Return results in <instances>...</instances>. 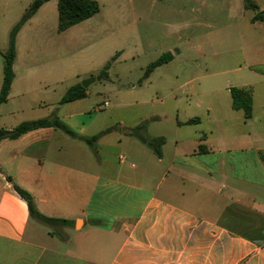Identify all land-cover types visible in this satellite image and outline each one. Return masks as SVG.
I'll return each mask as SVG.
<instances>
[{
  "label": "crops",
  "instance_id": "crops-1",
  "mask_svg": "<svg viewBox=\"0 0 264 264\" xmlns=\"http://www.w3.org/2000/svg\"><path fill=\"white\" fill-rule=\"evenodd\" d=\"M34 1L0 0V23L1 14H15L2 52L8 51L13 28ZM53 1L41 6L16 35L15 80L0 109L15 93L20 111L41 108L44 102L35 97L51 92H29L28 81L39 78L48 88L73 71L61 59L64 52L52 54L50 71L42 65L35 71L31 65L54 49L44 40ZM19 68L28 83L24 88ZM203 96L195 112L181 117L177 111L175 137L171 142L164 137L161 157L128 135L144 121L111 127L94 147L80 139L105 131H90L92 116L84 121L91 114L84 104L87 97L67 107L53 106L36 118L56 113L79 138L50 127L0 139V264H264V92H252L250 119L233 109L230 92ZM194 118L200 121L187 123ZM15 127L5 119L0 130ZM112 133H119L120 145L126 139L122 153L136 163L127 162L126 155L112 160L97 150L102 137ZM201 145L206 152H200ZM14 184L33 196L42 215L72 224L44 225L33 219Z\"/></svg>",
  "mask_w": 264,
  "mask_h": 264
},
{
  "label": "rangeland",
  "instance_id": "rangeland-1",
  "mask_svg": "<svg viewBox=\"0 0 264 264\" xmlns=\"http://www.w3.org/2000/svg\"><path fill=\"white\" fill-rule=\"evenodd\" d=\"M95 1L101 11L64 33L58 32V0L49 5L44 40L54 49L38 57L40 64L34 60L32 68L36 71L42 65L50 71L55 60L52 54L64 52L61 59L73 71L68 70L66 79L48 88L39 78L28 81L27 91L51 93H38L35 99L44 103L33 112L19 110L21 99L15 93L0 109V127L5 119L18 126L44 117L58 104L67 107L62 103L67 91L92 79L84 101L91 111L84 120L92 116L91 132L97 134L115 126L130 128L148 121L147 137L163 136L171 142L176 134L177 111L181 117L182 113L195 112L194 105L197 99H205L204 92H230L231 86L264 92V23H251L255 12L245 10L244 0ZM256 1L264 7V0ZM14 19V13L1 14L0 46L4 40V49ZM19 20L20 16L15 22ZM167 54L172 56L171 62L144 80L148 65ZM116 55L108 78L100 80V72ZM0 62L1 82V55ZM18 70L24 88L28 83L23 70ZM119 133L102 137L97 150L103 157L118 161L126 155L122 153L126 139L122 137L124 143L120 145ZM129 151L134 155L133 148ZM128 155L126 161H134Z\"/></svg>",
  "mask_w": 264,
  "mask_h": 264
},
{
  "label": "trees",
  "instance_id": "trees-1",
  "mask_svg": "<svg viewBox=\"0 0 264 264\" xmlns=\"http://www.w3.org/2000/svg\"><path fill=\"white\" fill-rule=\"evenodd\" d=\"M50 0H35L29 9L25 12L19 23L13 28L11 32L10 38V46L7 52H2L0 50V54L3 56L5 60L4 65V79L3 84L0 90V106L8 101L9 94L11 91V87L15 80L14 73V62L17 55L16 50V35L21 29V27L38 11V9L43 6L45 3ZM245 10L254 11L255 14L251 19V23H264V10H260L259 5L254 0H245L244 1ZM58 10V32L62 33L67 31L68 29L94 17L101 11L100 4L95 0H58L57 3ZM172 60L171 55H163L158 60L152 62L146 68L143 79H148L150 75L159 67L164 64L169 63ZM111 67V62H108L102 71L99 74V79H107L108 71ZM232 97V105L234 110H241L244 112V116L246 119H250L253 114V96H252V88H239L231 86L229 89ZM88 95V90L84 88L82 85H75L71 87L65 96L62 99V103H70L73 101L85 99ZM199 118H194L189 120L187 123H197L199 122ZM148 125V121H144L139 126L130 129L128 131V135L138 138L142 143L147 145L149 148L153 150V152L158 156H162L161 147L165 144L166 139L164 137L158 138H148L145 134L146 128ZM57 128L64 131L67 135L73 138H79L77 134H75L67 125L60 121L59 117L56 113H54L50 117L41 118L37 120L26 121L18 126H16L12 130H0V139L9 138V139H17L22 135L42 129V128ZM111 129L105 130L100 134L93 136L91 138L82 137L84 142H86L90 147H94L97 139L103 135L111 133ZM200 152H206L207 149L205 146L201 145L199 147ZM11 181V178H9ZM13 189L15 192L27 203L30 215L33 219L42 223L44 225H52V224H61V225H71L72 222L69 220L63 219H53L48 218L42 215L36 208L33 196L22 189L18 185H13Z\"/></svg>",
  "mask_w": 264,
  "mask_h": 264
},
{
  "label": "water",
  "instance_id": "water-1",
  "mask_svg": "<svg viewBox=\"0 0 264 264\" xmlns=\"http://www.w3.org/2000/svg\"><path fill=\"white\" fill-rule=\"evenodd\" d=\"M92 82H93L92 79L85 80V81L83 82L82 86H83L84 88H87Z\"/></svg>",
  "mask_w": 264,
  "mask_h": 264
},
{
  "label": "built area",
  "instance_id": "built-area-1",
  "mask_svg": "<svg viewBox=\"0 0 264 264\" xmlns=\"http://www.w3.org/2000/svg\"><path fill=\"white\" fill-rule=\"evenodd\" d=\"M108 106V103H105V107H107Z\"/></svg>",
  "mask_w": 264,
  "mask_h": 264
}]
</instances>
